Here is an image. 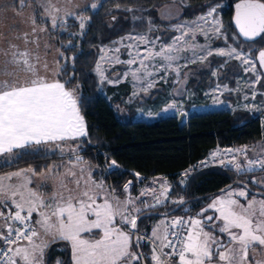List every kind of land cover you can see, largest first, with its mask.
Wrapping results in <instances>:
<instances>
[{
  "label": "snow or ice",
  "instance_id": "snow-or-ice-1",
  "mask_svg": "<svg viewBox=\"0 0 264 264\" xmlns=\"http://www.w3.org/2000/svg\"><path fill=\"white\" fill-rule=\"evenodd\" d=\"M218 7L209 3L191 22H179L178 15H162L161 19L178 20L162 30L178 33L170 42L153 35L161 27L150 17L133 15L131 30L98 45L92 69L98 83L132 84L127 101L131 103L151 96L161 81L167 83L171 77L178 86L173 91L179 95L189 75L184 69L210 66L211 57H220L223 60L212 69V77L218 80L220 70L237 61L255 79L238 81L235 89L217 83L212 91L223 95L250 90V95L243 96L249 101L244 109L264 111L251 103L264 96L256 88L264 86V0H238L231 36L218 18ZM9 10L26 28L12 24L0 30V167H12L27 156L47 160L55 150L60 163L39 168L29 163L0 175V264H53L50 249L59 253L54 264H264V259H257L264 255V142L217 149L200 162L203 167L218 164L238 178L249 176L259 191L253 193L249 182L241 181L242 187L229 185L199 211L185 206L177 213L186 203L183 197L171 199L177 207L169 208L171 186L163 177L149 182L159 188L145 187L136 196L131 194L132 180L122 188L107 184L102 176L93 175L94 169L79 154L81 138L89 135L79 83L72 87L75 76L68 74L66 63L47 59L53 47L47 38L67 33L68 43L62 47L74 48L72 40L86 35L91 17L62 7L59 0H15L0 9L5 19ZM123 11L136 10L125 7ZM69 17L78 23V31H70ZM116 19L113 15L112 20ZM218 40L223 47H214ZM257 44L261 47L253 51ZM117 64L124 66L122 72H110ZM174 107L175 102L169 103L165 111ZM119 167L115 160L108 164V170ZM133 175L142 179L139 173ZM190 175L186 171L181 182ZM153 216L159 219L149 234L143 226Z\"/></svg>",
  "mask_w": 264,
  "mask_h": 264
},
{
  "label": "trees",
  "instance_id": "trees-1",
  "mask_svg": "<svg viewBox=\"0 0 264 264\" xmlns=\"http://www.w3.org/2000/svg\"><path fill=\"white\" fill-rule=\"evenodd\" d=\"M178 0H103L95 10L87 9L84 15L91 20L84 37L72 40L74 48H62L63 58L61 63H66V71L74 75L72 87L79 83L78 93L82 105L89 135L81 140V156L91 165L97 167V159L92 154L94 150H102L109 160H115L120 167L109 170L107 174L95 169L93 175L102 176L106 183L112 186H120L128 180L134 182L132 192L136 188V178L133 173H139L144 179L163 176L167 178L171 191L170 199L183 197L186 203L177 210L179 213L183 207H189L194 211L202 208L211 198L219 195L222 189H226L235 181H248L252 191H259V187L250 184V177L241 175L239 178L234 171H230L219 165L195 168L191 175L180 181V173L205 159L208 153L217 146L221 148L254 146L263 141L262 127L258 119H253L246 111H208L193 113L187 116L184 122L175 117L161 118L152 122L133 121L134 112H127V120H122L115 110L112 102L106 100L98 89L97 78L92 69L98 56V45L107 44L110 40L126 34L134 27L132 16L151 18L155 24L160 21L157 18V9L163 4ZM186 5L179 8L178 20H191L207 10V5L226 3V7L220 10V14L226 21L229 30L234 29L230 19L232 15L231 5L236 0H180ZM116 5L121 8L117 9ZM131 7L133 13L123 11V8ZM115 15L117 19L112 20ZM170 19L165 25L178 22ZM139 25V21L135 22ZM111 24L114 27L109 28ZM72 32L78 31L77 25L70 27ZM137 30L142 28L137 27ZM172 32L163 31L165 41ZM58 41L62 44L68 42V34L61 33ZM247 43H245L246 45ZM261 47L259 44L256 48ZM244 49H247L245 46ZM223 59L211 57L212 64H219ZM73 69L75 70L73 73ZM237 67L231 62L224 70L223 77L232 81ZM239 73V70H238ZM204 73L200 72L197 86H204ZM193 81V80H192ZM192 82V86L196 84ZM264 83V82H262ZM194 84V85H193ZM258 90L264 92V86L257 84ZM114 91L108 87L107 92ZM49 159L27 156L12 167H0V173L15 171L17 168H25L29 163L39 168L46 164H52L60 160L56 153H48ZM99 159H103L98 155ZM242 187L233 185L232 187ZM132 194V193H131ZM169 208L176 205L167 203ZM161 211H164L161 208ZM153 216L152 219H157ZM147 230V226H143ZM58 247L54 245L53 248ZM147 250V248H145ZM50 251V259L53 261V250Z\"/></svg>",
  "mask_w": 264,
  "mask_h": 264
},
{
  "label": "rangeland",
  "instance_id": "rangeland-1",
  "mask_svg": "<svg viewBox=\"0 0 264 264\" xmlns=\"http://www.w3.org/2000/svg\"><path fill=\"white\" fill-rule=\"evenodd\" d=\"M102 1L103 0H72V3L69 4L68 0H59L62 7L69 8L74 12H82V13H84V11H86L87 9L95 10V9L91 8V4L96 3L97 7H98L100 2H102ZM14 2H15V0H0V9L8 7L9 5H12ZM185 5L186 4L184 2L178 0L176 2H170L167 4H163L161 7H159L157 9V18L160 21V23L158 25H160L161 31L159 33H153V35L160 34L162 40L165 41V36L162 35V33H163L162 30L164 28L168 27L169 25L176 24L177 22L173 23V24L171 23L169 25H165L166 23H168V21L170 19H161V16L162 15L167 16L169 14H171L172 16H177L179 13V8L183 7ZM218 5H219V7L217 9L218 18L222 21V23L225 25V27L228 28L226 21L223 19V17L220 14V10L223 9L224 7H226L227 5L224 2L220 3ZM24 14L26 15L27 13L25 12ZM199 16L200 15L196 16L195 18H193L191 20L186 19V20L179 21V22H191ZM68 23L71 26L77 25V27L79 29V25L74 18L69 17ZM12 24H17L21 29L26 28L25 24L19 22L18 17L14 18L12 16V13L10 10L7 12V19H5L4 12L0 11V30L6 31L7 29L5 28V25H12ZM142 30H139V31H142ZM70 31H72V30L70 29ZM168 32H170V31H168ZM228 32H229V36H231L233 34L229 30V28H228ZM172 33L173 34L171 36L178 34V33H174V32H172ZM170 37L165 42H170ZM47 39H50L51 43L53 45V47L49 50V53L47 56L48 61L50 63L54 59H59L61 61L63 56L60 55V52H62V48H64V47H62V45H64V44L60 43L58 41V38H47ZM198 40L200 43H204L203 37H198ZM229 42L231 43L232 41L230 40ZM67 43L68 42H66L65 44H67ZM41 44L43 45V41H41ZM223 46H224L223 42L219 41V40L216 41L214 44V47H223ZM57 49H60V51H57ZM244 50L247 51V49H244ZM255 50H256V47L253 49V51H255ZM126 58H127L126 56L122 57V59H126ZM215 58L223 59L220 57H215ZM210 60H211V58H210ZM232 62L234 63V65L239 70V73H238V70L233 71V72H236V74L234 75V78L232 81H229L228 79H225V77H223L222 72L225 68L220 70V76H219L218 80H217V78L212 77V75H211L212 69L216 68L218 66V64H212V61H211L210 66H204V65H200V64L190 65L189 68L184 69V71L188 72L189 75H188L187 83L183 86L184 90L179 95H176L173 91V89L177 88L178 86L173 85L171 83V77L169 78V82H167V83L161 81L157 85V87L152 90L151 96H143V94H141L143 96L142 100H134L131 103L127 102L128 98L131 96V93H132V84H130L128 82H123V83H119V84H115V85L108 84V83L101 85L98 83V89H99V92L101 93V95L106 100H110L112 102L115 110L117 111V114L124 121L127 120V112L129 110H132L134 112V115L132 117L133 121H144V122H152V121H155V120H158L161 118H166V117H175L178 120H180L181 122H184L186 120L187 116L190 114H193V113H204V112H208V111H228V112L232 113V112L237 111V110L246 111L250 114V116L253 119H258L261 123L263 141L254 145V146H257V145H260L262 142H264V111H249V110L244 109L243 105L246 103H249V101H245L243 99V96L245 94L250 95L251 94L250 90L246 89L244 92H240L239 94H237L235 92H233V93L223 92V95H220L218 92L214 93L212 91L216 87L217 83H220L222 85L226 84L229 88L235 89L238 87V83H237L238 81H240V83L243 84V82L246 80L255 79V77L252 76L251 73H247V74L244 73L243 70H241L239 68L237 61H232ZM94 67H95V65H94ZM123 67L124 66L117 64L115 66V68L110 70V72H112V73L122 72ZM200 72L204 73V75H205V79H203L204 80V82H203L204 86H197L196 81H198L200 79ZM94 75H95V73H94ZM110 78H112V77H110ZM192 82H196V84L195 85L193 84L194 86H192ZM108 87L114 88V91H111L108 93L107 92ZM256 88H257V85H256ZM257 90H258V88H257ZM258 92H262V91L258 90ZM172 102H175L176 107L168 109L167 111H165V109L167 108V105L169 103H172ZM262 102H264V96H260V95L257 96V99L255 101H251V103L256 104V105H261V107L264 108V103H262ZM84 138H81V140ZM254 146H251V147H254ZM241 147L242 146L231 147V148L236 149V148H241ZM51 152H54V151H51ZM81 152H82V145L80 144V148H79V154L80 155H81ZM92 154L96 157V159L98 161L97 167H95V168L97 170L104 172L99 163L107 162V157H106L105 153L102 150L96 149L93 151ZM56 155H58V157L60 158V153L58 150L56 152ZM98 155H101L103 157V159H99ZM249 155L251 156L252 153H249ZM209 157L205 158L202 161L208 160ZM200 162H198L194 166L188 168L184 172H181L179 174L180 175L179 176L180 181H181V176L186 171L191 172L195 168L203 167V166H201ZM214 165H218V164H214ZM255 186L259 187L258 185H255ZM145 187H147V185H145L143 188H145ZM234 188H238V187L236 186ZM134 193L136 194L135 188H134L132 194H134ZM257 198H259V196ZM142 199H148V197H144ZM211 199L208 200L204 204V206H206L211 201ZM170 201H171V199L169 201H166V203H169ZM199 210H200V208L197 209V211H199ZM209 214H211V213H209ZM158 219L159 218L152 219L151 221L145 222V225L148 228L146 230L147 232L150 230L151 224ZM55 248H57V247H55ZM145 248H147V245H145ZM58 254L59 253L56 251L53 252V264H54V261H55ZM257 259H264V255L258 256Z\"/></svg>",
  "mask_w": 264,
  "mask_h": 264
},
{
  "label": "crops",
  "instance_id": "crops-1",
  "mask_svg": "<svg viewBox=\"0 0 264 264\" xmlns=\"http://www.w3.org/2000/svg\"><path fill=\"white\" fill-rule=\"evenodd\" d=\"M57 152V150H55L54 152H49V153H56ZM54 163V162H53ZM55 163H60V160H58V161H55ZM90 164V163H89ZM91 165V164H90ZM92 166V168L94 169V171H95V166H93V165H91ZM94 171H93V173H94ZM10 172H12V171H10ZM2 174H4V173H0V175H2ZM159 177H163V176H156V177H152V178H148V179H144L142 176H141V178L142 179H140V180H136V188H135V191H136V194L134 193V194H132L133 196H136V195H139V193H140V191L141 190H143L144 188V186L145 185H147V187H149V186H151V187H157V188H159V185L158 184H154V185H150L149 184V182L150 181H152L154 178H159ZM166 181H168L167 180V178H165V177H163ZM33 180L34 181H39V178L38 177H33ZM169 184V183H168ZM48 190L50 191L51 190V182H49V184H48ZM221 194V193H220ZM219 194V195H220ZM219 195H217V196H219ZM151 226H152V224H151ZM150 232H151V227H150V230L148 231V233L150 234Z\"/></svg>",
  "mask_w": 264,
  "mask_h": 264
},
{
  "label": "water",
  "instance_id": "water-1",
  "mask_svg": "<svg viewBox=\"0 0 264 264\" xmlns=\"http://www.w3.org/2000/svg\"><path fill=\"white\" fill-rule=\"evenodd\" d=\"M238 2V0H236L235 2H233L232 3V5H231V8H232V15H231V19H230V22H231V20H232V17H233V15H234V11H235V4ZM232 25V24H231ZM232 27H233V29H234V25H232ZM242 39V38H241ZM245 43H248V42H245ZM257 62V64H258V61H256ZM262 71H264V70H262ZM135 177V176H134ZM140 177H141V175H140ZM136 178V177H135ZM136 180H137V178H136ZM233 185H241L242 186V184H241V182H239V181H235L231 186H233ZM253 193H258V191H253ZM186 202V201H185ZM182 206V205H181ZM177 207V206H176ZM176 207H174V208H176ZM179 209V208H178ZM177 209V210H178Z\"/></svg>",
  "mask_w": 264,
  "mask_h": 264
},
{
  "label": "built area",
  "instance_id": "built-area-1",
  "mask_svg": "<svg viewBox=\"0 0 264 264\" xmlns=\"http://www.w3.org/2000/svg\"><path fill=\"white\" fill-rule=\"evenodd\" d=\"M230 148H231V147H230ZM217 149H221V150H223V149H228V148H221V147L217 146L215 149L211 150V151L208 153L207 157H209L210 154H211L213 151L217 150ZM207 157H206V158H207ZM203 160H204V159H203ZM110 161H111V159L109 160V163H110ZM99 164H100L102 170L105 172V174H107L108 171H109V170H108L107 162H105V163H99Z\"/></svg>",
  "mask_w": 264,
  "mask_h": 264
}]
</instances>
